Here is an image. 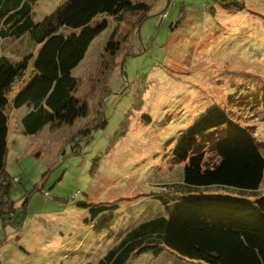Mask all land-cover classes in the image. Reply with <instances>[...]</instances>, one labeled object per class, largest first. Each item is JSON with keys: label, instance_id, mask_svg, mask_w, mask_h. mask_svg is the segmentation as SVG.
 I'll list each match as a JSON object with an SVG mask.
<instances>
[{"label": "rangeland", "instance_id": "1", "mask_svg": "<svg viewBox=\"0 0 264 264\" xmlns=\"http://www.w3.org/2000/svg\"><path fill=\"white\" fill-rule=\"evenodd\" d=\"M143 1L151 9L133 34L128 18H99L108 28L74 70L76 95L90 106L87 118L31 136L21 123L27 106L12 111L5 172L16 215L13 221L0 215V264L98 263L129 229L163 215L158 194L174 195L179 188L171 186L184 183L185 163L173 159L177 139L213 106L248 129L264 155V0ZM65 2L38 0L35 21ZM112 36L122 50L107 78ZM39 49L26 35L2 41L0 57L18 60ZM215 159L207 152L208 162ZM206 194L234 195L218 188ZM91 204L111 207L95 222L112 216L109 228L85 223ZM129 264L202 263L143 254Z\"/></svg>", "mask_w": 264, "mask_h": 264}, {"label": "trees", "instance_id": "2", "mask_svg": "<svg viewBox=\"0 0 264 264\" xmlns=\"http://www.w3.org/2000/svg\"><path fill=\"white\" fill-rule=\"evenodd\" d=\"M37 2L0 0V43L29 35L31 43L40 45L37 54L27 53L18 60L0 57V215L8 221L16 215L8 198L13 182L5 172L12 111L27 106L21 123L31 136L48 125L61 128L87 118L90 106L76 95L79 78L73 73L93 41L108 28L107 21L99 18L119 23L128 18L133 34L151 9L143 0H66L54 14L36 22ZM243 10L239 5L237 11ZM105 49L113 61L108 78L122 48L112 36ZM107 78L95 90L98 96L101 88H107ZM17 84L20 90L10 100ZM89 132L84 129L80 134L88 138ZM207 152L216 157L212 164ZM173 156L175 162L185 163L184 183L171 186L179 188L174 195L158 194L165 213L135 225L102 260L88 264H129L134 256L159 258L166 252L202 264H264V195L259 193L264 155L250 131L213 106L179 136ZM212 188L234 195H207ZM26 204L27 200L24 210ZM85 206L89 209L86 224H94L99 232L110 227L112 216L95 222L111 207Z\"/></svg>", "mask_w": 264, "mask_h": 264}, {"label": "crops", "instance_id": "3", "mask_svg": "<svg viewBox=\"0 0 264 264\" xmlns=\"http://www.w3.org/2000/svg\"><path fill=\"white\" fill-rule=\"evenodd\" d=\"M263 185H264V184H263ZM163 255L168 256L170 259L175 257L174 254H171V253H169V252H166V253H164ZM163 255H162V256H163ZM169 255H170V256H169ZM171 255L174 256V257H172ZM159 258H160V257H159ZM169 261H170V260H169Z\"/></svg>", "mask_w": 264, "mask_h": 264}]
</instances>
